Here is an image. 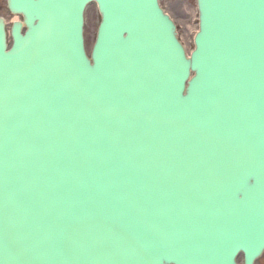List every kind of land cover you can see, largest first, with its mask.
<instances>
[{
  "label": "water",
  "instance_id": "obj_1",
  "mask_svg": "<svg viewBox=\"0 0 264 264\" xmlns=\"http://www.w3.org/2000/svg\"><path fill=\"white\" fill-rule=\"evenodd\" d=\"M199 7L188 58L158 0H10L24 23L8 50L0 19V264L261 255L264 0Z\"/></svg>",
  "mask_w": 264,
  "mask_h": 264
},
{
  "label": "rangeland",
  "instance_id": "obj_2",
  "mask_svg": "<svg viewBox=\"0 0 264 264\" xmlns=\"http://www.w3.org/2000/svg\"><path fill=\"white\" fill-rule=\"evenodd\" d=\"M161 3L176 22L182 43L191 52L194 49V35L198 30L196 0H161ZM0 15L9 22L14 19L12 16L8 17L5 2L3 1L0 3ZM98 22L96 6L91 5L86 15V43L89 53L95 42V27Z\"/></svg>",
  "mask_w": 264,
  "mask_h": 264
},
{
  "label": "flooded vegetation",
  "instance_id": "obj_3",
  "mask_svg": "<svg viewBox=\"0 0 264 264\" xmlns=\"http://www.w3.org/2000/svg\"><path fill=\"white\" fill-rule=\"evenodd\" d=\"M241 259H242V263H243L244 262V256L243 255L241 256Z\"/></svg>",
  "mask_w": 264,
  "mask_h": 264
},
{
  "label": "bare ground",
  "instance_id": "obj_4",
  "mask_svg": "<svg viewBox=\"0 0 264 264\" xmlns=\"http://www.w3.org/2000/svg\"><path fill=\"white\" fill-rule=\"evenodd\" d=\"M16 19H18V18L16 17Z\"/></svg>",
  "mask_w": 264,
  "mask_h": 264
}]
</instances>
